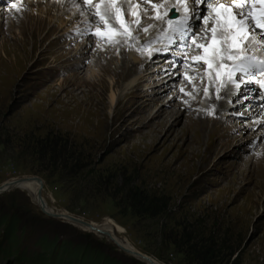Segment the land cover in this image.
<instances>
[{"label":"rangeland","instance_id":"rangeland-1","mask_svg":"<svg viewBox=\"0 0 264 264\" xmlns=\"http://www.w3.org/2000/svg\"><path fill=\"white\" fill-rule=\"evenodd\" d=\"M13 4L15 0L0 4V185L15 178L40 180V196L51 211L42 210L22 189L0 193V264H43V259L53 264H101L93 259L96 255L104 257L105 263L146 264L106 235L81 229L71 218L88 223L114 221L122 230L117 234L121 241L160 264H264V161L255 162L261 157L254 155L264 144L260 139L264 122L236 129L254 119L244 114L249 105L240 104L233 108L240 114L230 109L214 121L210 132L190 120L186 112L194 107L179 108L173 127L161 128V117L147 123L155 99L173 93L168 109H175L186 96L196 97L193 90L202 88L207 72L203 63L191 66L192 52L200 50L179 43V47L171 45L169 52L148 54L142 58L146 60L142 71L144 65L154 68L146 82L149 87L141 95L125 96L129 83L142 71L117 86L121 69L115 61H121L115 56L103 57L99 66L92 56L89 61H93L84 60L81 67L69 65L84 39L90 46L85 57L114 45L94 34L105 30V21L89 25L64 18L72 11L68 7L63 18L51 13L47 23L43 17L31 36L28 29L35 27ZM85 8L95 15L97 9L94 12L89 3ZM205 15L208 20L199 27L200 44L212 35V13L208 10ZM125 22L135 36L136 21ZM49 29L52 34H46ZM121 36L128 43L127 34ZM185 39L193 44L189 37ZM67 44L71 53L65 50ZM118 45L117 50L124 48ZM129 53L133 59L134 51ZM94 66L100 68L98 73L90 72ZM166 68L178 74L160 96L157 77ZM87 72L92 73L89 82L82 80ZM73 74L80 77L68 82ZM184 84L188 95L178 90ZM253 91L252 96L257 93ZM215 108L201 112L214 113ZM187 124L193 127L188 125L191 129L182 136ZM224 125L230 131L223 136ZM238 131L241 134L235 138ZM196 133L200 138L190 141ZM58 212L68 214L73 222ZM68 252L70 257L65 256Z\"/></svg>","mask_w":264,"mask_h":264},{"label":"bare ground","instance_id":"bare-ground-1","mask_svg":"<svg viewBox=\"0 0 264 264\" xmlns=\"http://www.w3.org/2000/svg\"><path fill=\"white\" fill-rule=\"evenodd\" d=\"M4 1H6V0H0V4L4 3ZM25 1H27V2L24 3ZM38 2H40V3L38 4ZM98 2L101 3V8H103L104 4L106 3V0H103V2H102V0H89V4H90V6H91V8L93 9L94 12H95V8H96V4ZM35 3H37V4H35ZM153 3L156 4L158 6V8H153L152 7ZM212 3H213L214 7H219L220 3H223L225 7H228L232 3V0H228L226 2L225 1L222 2V1H216L215 0ZM117 6L121 7V19L123 21H126V19H127L128 21H134L135 22L136 21V16L132 15V13L139 12L141 25L143 27H147V26L151 25L149 30L147 32H145L143 30V27L140 28L139 30H136L137 26H135L134 27V30H135V33H136L135 39H134L135 42H134L133 45L129 46L127 41L125 39H123L121 35H119V36L116 35V33L119 30H121V28H120V26L116 27L117 25H115L116 24L115 23V21H116L115 16L111 15L113 17V19H111L113 24H111L110 30L113 33V40L115 41V42H113L114 45L107 46V47H100L99 50H93V51H91V53L87 57H85V52L90 49V46H89L88 41H86L84 39L82 44H80L79 48L75 49V52L73 53V56H71V57H73L74 60L69 65L73 66L74 68L81 67V65L84 62V60L87 59L89 61L91 56H92L93 59H96V62H98L97 65L99 66L100 60L103 57H104V60H106L108 58V55L109 56L112 55L111 57L115 56L116 59L121 61L120 64L115 61L116 65L121 69L120 78L117 79V82H116V85L119 86L120 82H123L124 80H127L129 77H132L133 75L136 74V72L137 73H139V72L141 73L142 65L146 61V60L142 61V58L146 57L148 54H151L152 52H153V54L154 53L157 54V52L161 53L162 51L169 52V51H166V50L171 48V45H176L177 46L179 43L183 44L182 39H184L185 37L184 38L173 37V39L176 42L175 43H171L167 39V36H166L167 29H168V23H167L166 19H163V17H164V15H165V13H166V11L168 9H171V8H174V7H181L182 8L181 5H178L176 3V0H152V3H143V4H138L137 0H127V2H123V3H121V0H117ZM15 7L17 9V10L15 9V11L19 12L21 10V12L25 13L26 14V18L28 17L27 18L28 24L30 23V24H32L35 27L34 30H32L31 27H30V29H28L29 35H31V36H32V34H35L34 33L35 30L39 29V27H37V25L38 24L41 25L43 23V17H46L45 19L48 20L47 23H49L50 20H51V19L50 20L48 19L47 15H49L51 13L56 14V16L58 18H63L64 15H65L64 14L65 13L64 10L66 8H68V7H73L72 11L69 12V14L66 15L64 18L70 17L72 20H76V19L78 21L82 20L83 22L89 23V25H92V23H95V25H96V23H98V19H93L92 18L93 14H91L88 11V8L87 9L85 8L84 0H50V1H48V0H15ZM46 11L48 12V14L46 13ZM157 12H159V14L161 16V19H156ZM35 13H37L38 17H39V18L36 19V22L33 21V16L35 15ZM210 13H212V16H211L212 24L210 25V27L212 28L213 23H214L213 17L215 15V13H213L211 11H210ZM7 14H9V12ZM108 18L109 17L105 18V22L108 21ZM14 19H16V18L14 17ZM17 22H19V21H17ZM105 22H104V24H105ZM25 27H26V25H25ZM97 30H98V28H97ZM51 31H53V30L49 29V30H47V32L46 31L45 32H46V34H52ZM49 32H51V33H49ZM83 32H84V30H83ZM155 33H156V36H154ZM148 41H151V43H149L148 46L145 47V43L148 42ZM91 42H92V40H91ZM250 43H251V45L248 47V51L246 53H241V54L242 55L243 54H247L249 56H257V58L264 59V41H260L259 39H253V40L250 41ZM70 44H67V46L65 47V50L68 53H71L73 51V49H70ZM100 44H101V42H100ZM118 44L124 45V48L117 50V48L119 46H121V45H118ZM207 45H209V46L211 45L210 37H209V41L207 42ZM243 46L244 45L242 44L241 47H243ZM177 47H179V46H177ZM152 50H154V51H152ZM193 50H194V47H193ZM133 51H134V53H133L134 54V58L133 59H129L128 53L129 52L131 53ZM60 53H63V51H61ZM203 55H204V53H203L202 50H200L199 52H195L194 51V52H192V55H191L192 57L191 58L194 59L196 57H200V56H203ZM209 58H211V51H209ZM92 61H89V62L91 63ZM217 62H219V57H217ZM201 63H202V61H201ZM230 63H232V61H226L224 68H217L216 64H214L213 65L214 72L212 74H209L208 72H206V74L204 75V85H202V88L196 87L195 90H193L195 92L194 96H196V97H193V96L192 97L191 96L188 97V96H186L185 101L183 100V101L178 102V103L175 104V109H168V106L172 104L171 100L174 98L173 93H170V95L168 94V97H162V98H159V100L155 99L154 100V102H155L154 109L151 110L150 113L146 114L147 118H149L147 123L153 122L155 118H159L160 119V117H161L162 118V123H161L162 127L161 128H166L168 124L170 125V127L171 126L173 127L177 123V118H174V117H176L177 113H179V114L181 113V110H179V108L183 107L182 111H184V109H186L188 107L189 108L190 107H192V108L194 107L192 110H188L186 112L187 115H189L191 117L190 120L193 119L194 121H196V124L197 123L201 124L202 125V127H201L202 129H204V128L208 129L209 128V132H210L212 130V128L215 127L214 126V121L217 120L219 116L221 117V119H223L224 116H225L224 115L225 112L226 113L228 111L232 112V110L230 111V109H233L234 107H237L238 105L241 104V105H245V106L249 105L248 108L243 109V110H245L244 114L247 117L254 118V119H253L252 122H248V123L243 124V125H239L238 124L236 129H241V128H243V129L247 128L248 129L249 126H251V125H252V127L255 126V125L259 126L260 123L264 122V112L262 110V106H264V104L261 105L262 104L261 95H258L257 93H255V95L252 96V92H254V91H248L247 88L243 89V93L242 94L243 95H247L249 98L246 99V100H243L242 102H240L241 101V95L240 94L236 95L233 98L234 99V104L231 105V106L225 104L224 108L222 110V113H218L217 114L216 112H214L213 115H209V114L201 112L204 109L214 108V106H216V107L218 106L219 102L216 101V99H215V97H216L215 89L218 86H220L221 81H218V80L214 79L215 71L220 72L221 75L224 78H226L227 65L230 64ZM98 66L92 67L90 72H95L96 73L97 70L100 69ZM128 66L131 68L130 71L129 72H127V70L123 71V69L128 67ZM148 66L149 65H146V66L144 65L145 68H144V71H142L143 73H142L141 77H137L136 78V76H135V79H133L132 83H129V87H127V89H126L127 91L125 92V96H128V95H133V96L141 95L143 90L146 87H149V85L146 82H148L147 80L151 78L152 73H150V72H152L154 70V68H148ZM204 66H205V68H207V65H204ZM166 69H168V68H166ZM173 72L167 71L168 74H165V72H162V73H164V75L163 76L160 75V76L157 77L158 81H157L156 86L157 85H162V86H157L156 87V88L161 87V89L158 91V94L160 96L163 95L164 93H166V90H168L167 85H172L173 84L172 80L178 74V73L174 74ZM111 73H113V71ZM89 74L92 75V73H88L87 75H85L86 77L83 78L82 80H84V81L88 80V82H89L91 80L88 77ZM117 74H119V72ZM78 77H80V76H78V74H73L70 77V79H67V80H68V82L73 81L74 79H75V81H77L76 78H78ZM182 78H180V79H182ZM155 79H156V77H155ZM257 79H264V76H258ZM95 80H97L98 82L100 81V79H94L93 78V82ZM205 84H207V85H205ZM178 86H179L178 90H180L181 88H184L186 85L184 84L183 86L182 85H178ZM251 86H253V85H250V87ZM205 87H209V94H208L207 97L205 96V93H204V88ZM193 91H192V93H193ZM184 93L186 95H188L187 94L188 92H186V90H185ZM114 98L115 97L111 96V100L114 101ZM198 98L200 100H203V105H201L199 103ZM140 104L142 106L141 107L142 108V112H144L145 111V105H147V104L144 101L141 102ZM187 104L189 106H187ZM196 106H198L199 109H195ZM234 110L235 109H233V111ZM232 113H235V114L239 113L240 114L239 111H237V112L234 111ZM157 121H158V119H157ZM190 124H187V126L190 125ZM210 124H212V125L209 126ZM190 127L192 128L193 125H190ZM191 128H189V126L185 127L183 129L184 131L182 130L183 131L182 136H184L186 133H188V131ZM168 129H169L170 132L174 131V129H171V130H170V128H168ZM222 131H223V136H224L228 131H230V128L227 125H224L223 128H222ZM260 131L264 132V129H261ZM198 133L194 134L190 138V141H197L200 138V136H201ZM240 134H241V131H238L236 133V135H235V138L239 137ZM254 155H255V157H261L260 160H256L255 162L264 161V144H262L261 147L258 150L255 151ZM263 170H264V168H263ZM18 181H20V182H18ZM13 188H19V189H22V190L26 191L31 196L33 202L35 204H37L40 208H42V210H44L45 212H50L51 211V208L47 205V203L45 204L42 201L43 198H41V196H40V191H41V189H40L41 188L40 181L35 180L33 178H26V179H22L21 178V179H18V180H16V178H15L13 180H10L9 182H5L4 184L0 185V193L4 192V190L5 191H9L10 189H13ZM58 214H60L61 215L60 217L62 219H64L65 221L73 222L70 219L71 217L69 218L68 214H65V212H63V213L62 212L61 213L58 212ZM75 223L78 226H80L81 229H84V230H87V231H91V232H93V233H95L97 235H101V234L106 235L107 237L110 238V240L115 242L123 251H125L129 255H131V256H133V257L145 262L146 264H160V263L152 260L151 258L141 254L139 251H137L134 247H132L125 240L122 239V241H121L119 239V237L117 236V234L121 233L122 230L119 227H117V225H116V223L114 221H111L108 218L103 219L99 223L91 222L90 226L89 225L88 226L82 225V224H80L78 222H75Z\"/></svg>","mask_w":264,"mask_h":264},{"label":"snow or ice","instance_id":"snow-or-ice-1","mask_svg":"<svg viewBox=\"0 0 264 264\" xmlns=\"http://www.w3.org/2000/svg\"><path fill=\"white\" fill-rule=\"evenodd\" d=\"M103 2V0H102ZM127 2V0H121V3ZM84 3H89V0H84ZM138 4L152 3V0H137ZM181 7H174L168 9L163 17L167 20V39L171 43L176 41L173 37H189L192 39L193 44L188 45L186 39H182V42L186 47H194L196 50H202L204 55L194 58L192 67L200 66L201 61L203 65H207V72L212 74L214 72L213 65L216 64L217 68H224L226 61H232L227 65L226 78H224L220 72L215 71L214 79L221 81L216 91V101L219 102L214 111L218 114L223 110L224 105H233L234 97L238 94L241 95V101L248 99L247 95H243V89L247 88L248 91H257L258 95H264V79H257V76H264V59L257 58L255 56H249L246 53L248 51L247 44L253 39H259L264 41V0H232V3L225 7L223 3H220L219 7H214L211 0H176ZM206 5V8H205ZM15 7V4H13ZM153 8H158L156 4H152ZM204 8V11H200ZM96 13L92 17L99 21H105L106 17L111 15L115 16L116 21L120 24V28L123 31L116 33L117 36L127 34V40L129 46L131 41L135 39V36L130 33V25L121 19V7L117 6V0H106L104 7L101 8V3L96 4ZM210 10L215 13L213 20V26L211 31V45L200 44L197 42L199 38V27L202 22H206L208 17L205 15V11ZM146 11V10H145ZM176 12V17H172V12ZM132 15L136 16V26L139 30L143 26L140 23L139 12H134ZM156 19H161L159 12H157ZM193 22L196 24V28L192 27ZM151 25L143 27V30L147 32ZM105 30L103 32L97 31L94 33L98 37H103L108 42L112 43L113 33L110 30L109 22L104 24ZM259 29V33H257ZM205 36L207 37L208 29H205ZM151 41L145 43V47ZM244 45L241 47V45ZM158 51V50H157ZM209 51H211V58H209ZM219 57V62H217ZM151 59V55L149 56ZM185 63H188L186 60ZM172 67V65H169ZM165 74L167 69H162ZM250 85H258V88L253 89ZM180 92H184L181 88ZM205 96L209 94V87L204 88ZM212 115V112L208 113ZM243 122V121H242ZM264 127V124H261ZM260 139H264L261 136Z\"/></svg>","mask_w":264,"mask_h":264},{"label":"trees","instance_id":"trees-1","mask_svg":"<svg viewBox=\"0 0 264 264\" xmlns=\"http://www.w3.org/2000/svg\"><path fill=\"white\" fill-rule=\"evenodd\" d=\"M13 222H14V219H13V221H12V224H13ZM11 230L13 231V226H11ZM11 244L12 245H14L15 243H16V241L13 239V238H11ZM46 251H50L51 249L50 248H48V249H45ZM62 250V249H61ZM17 255V254H16ZM72 255V253H70V252H68V253H66L65 254V256L66 257H70ZM74 255V254H73ZM96 255V254H95ZM94 255V256H95ZM4 257V256H3ZM93 259L95 260V261H99V262H101V264H114V262H112V263H105L106 262V260L104 259V257H101V256H97L96 255V257H93ZM40 260V259H39ZM31 261V260H30ZM40 262H42L43 264L45 263V264H53V262H52V260H48V259H43V260H40ZM65 263V262H64ZM67 264H71V263H73L72 261L71 262H66ZM29 264H31V262L29 263Z\"/></svg>","mask_w":264,"mask_h":264},{"label":"water","instance_id":"water-1","mask_svg":"<svg viewBox=\"0 0 264 264\" xmlns=\"http://www.w3.org/2000/svg\"><path fill=\"white\" fill-rule=\"evenodd\" d=\"M40 181V180H39ZM18 182H20V181H18ZM73 221H75V222H78V223H80V224H82V225H86V226H90V223H88V222H85V221H83V220H81V219H77V218H71Z\"/></svg>","mask_w":264,"mask_h":264}]
</instances>
